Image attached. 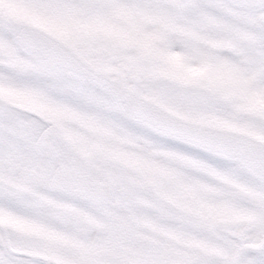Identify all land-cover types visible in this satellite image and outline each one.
<instances>
[{"label": "snow or ice", "instance_id": "obj_1", "mask_svg": "<svg viewBox=\"0 0 264 264\" xmlns=\"http://www.w3.org/2000/svg\"><path fill=\"white\" fill-rule=\"evenodd\" d=\"M0 264H264V0H0Z\"/></svg>", "mask_w": 264, "mask_h": 264}]
</instances>
